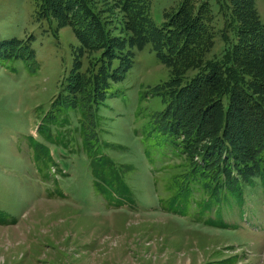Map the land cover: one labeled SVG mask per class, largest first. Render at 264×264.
<instances>
[{
	"label": "trees",
	"instance_id": "obj_1",
	"mask_svg": "<svg viewBox=\"0 0 264 264\" xmlns=\"http://www.w3.org/2000/svg\"><path fill=\"white\" fill-rule=\"evenodd\" d=\"M257 1L216 0L214 12L207 0H182L165 9L157 24L154 0H34L37 21L70 27L78 43L66 84L41 120L38 137L27 138L38 172L58 186L53 168L55 177L76 176L55 161L53 148L65 158L85 157L97 197L115 208L137 207L129 176L138 169L111 156L109 150L120 144L105 136L104 110L110 109L108 99L127 105V94L115 86L128 78L135 50L150 46L171 69L166 80L138 97L139 104L159 98L161 110L136 111L137 117L148 118L140 136L145 158L153 171L162 163L159 171L170 175L162 207L230 231L256 215L249 203H258L260 193L264 210V22ZM217 15L223 18L220 49ZM18 60L36 66L30 43L16 37L1 42L0 66L12 68ZM52 192L64 195L59 188ZM5 219L0 215V224L16 222ZM236 261L234 256L213 264Z\"/></svg>",
	"mask_w": 264,
	"mask_h": 264
},
{
	"label": "rangeland",
	"instance_id": "obj_2",
	"mask_svg": "<svg viewBox=\"0 0 264 264\" xmlns=\"http://www.w3.org/2000/svg\"><path fill=\"white\" fill-rule=\"evenodd\" d=\"M181 1L154 0V21L161 24L163 11ZM207 1L216 12V0ZM257 7L264 22V0ZM35 12L34 0H0V43L14 37L29 42L37 62L32 67L21 60L12 68L0 66V215L4 221L16 218L15 223L0 224V264H213L234 256L236 264H264L261 193L258 203H249L256 215H248L250 220L233 231L207 227L162 207L170 175L159 171L162 163L153 171L145 158L140 136L148 118L137 117L136 111L161 110L159 98L139 104L138 97L166 80L171 69L156 59L150 46L135 50L133 69L115 86L127 94V105L120 98L108 99L110 109L104 110L109 127L105 136L120 144V149L109 150L111 156L138 169L129 176L137 207L115 208L97 197L85 157L65 158L53 148L55 161L76 176L55 177L53 168L59 187L38 172L27 138L38 137L41 120L66 84L78 43L70 27L58 29L54 20L39 22ZM214 26L220 49L223 18L217 15ZM82 60L87 67V54ZM58 188L63 197L52 192Z\"/></svg>",
	"mask_w": 264,
	"mask_h": 264
}]
</instances>
